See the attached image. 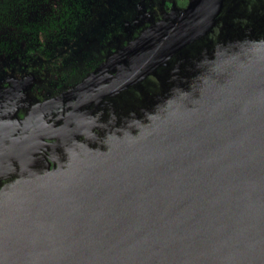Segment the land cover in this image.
<instances>
[{
    "label": "water",
    "instance_id": "1",
    "mask_svg": "<svg viewBox=\"0 0 264 264\" xmlns=\"http://www.w3.org/2000/svg\"><path fill=\"white\" fill-rule=\"evenodd\" d=\"M220 1L143 31L90 77L102 93L87 100L181 51ZM226 45L178 61L129 129L101 136L72 116L68 162L27 165L0 193V264H264V36Z\"/></svg>",
    "mask_w": 264,
    "mask_h": 264
},
{
    "label": "flooded vegetation",
    "instance_id": "2",
    "mask_svg": "<svg viewBox=\"0 0 264 264\" xmlns=\"http://www.w3.org/2000/svg\"><path fill=\"white\" fill-rule=\"evenodd\" d=\"M189 1L144 0L146 5L140 2L142 7L136 14L142 19L140 28L134 30L125 43H121L124 37L120 40L114 34L112 38L120 40L119 44L111 39L109 43H98L99 47L91 53L85 49L89 54L79 51L77 60L68 66L60 59H52V55L28 60L0 59V68L3 64L11 70H0V193L23 176L27 165L45 172L68 162L71 145L70 129L66 125H71L72 116L89 118L90 126L101 136L111 131L113 125L129 129L133 126L132 115H146L147 105L154 95L167 91L178 61L183 59L186 65L189 60L203 55L210 54L212 58L219 46L227 47L229 42L237 44L247 36H264V0H221L213 19L181 51L136 82L118 85L96 101L87 100L89 95L98 97L102 93L101 80L91 84L93 74H99L102 66L139 34L184 9ZM131 9L128 10L130 16L135 13L132 5ZM118 27L127 34L121 22ZM66 54L68 57L70 53ZM110 74H116L115 69H109L106 77ZM91 110L95 115L87 116V111ZM75 140L80 143L87 138L81 133Z\"/></svg>",
    "mask_w": 264,
    "mask_h": 264
},
{
    "label": "trees",
    "instance_id": "3",
    "mask_svg": "<svg viewBox=\"0 0 264 264\" xmlns=\"http://www.w3.org/2000/svg\"><path fill=\"white\" fill-rule=\"evenodd\" d=\"M99 0H0V59L48 58L92 17Z\"/></svg>",
    "mask_w": 264,
    "mask_h": 264
},
{
    "label": "rangeland",
    "instance_id": "4",
    "mask_svg": "<svg viewBox=\"0 0 264 264\" xmlns=\"http://www.w3.org/2000/svg\"><path fill=\"white\" fill-rule=\"evenodd\" d=\"M178 1L181 2L182 0H178ZM140 2L143 3L144 0H100L99 2H97L93 10L92 17L86 22L83 28L80 29V31L78 32L77 39H75L73 42H67L62 44L61 46H58L56 51L52 54V59H60L61 62H64L65 65L68 66L69 64H71V62H75L77 60V57H79V51L86 52L87 54H89L86 50L88 51L90 50L91 53V51L99 47L98 43H102V44L109 43L111 39L114 40V38H112V35L114 34H117L116 37L117 39L119 38L120 40L122 37H124V40H122L121 43H125L127 37L131 33L135 32L134 30L136 29L138 30L140 28L139 22H141L142 19H139V17H137L136 15L142 7V3ZM145 2L144 4L146 5ZM138 3L140 4L138 5ZM131 5L133 6L135 12L134 15L132 16L129 15V13L131 14V12L129 11L132 10ZM120 22L122 23L124 28H126V30L128 31L127 34L126 32L124 31L122 32L121 30H119L118 25L120 24ZM133 22L134 24H138V25L137 26L130 25ZM135 35H137V33ZM96 38L103 40L97 41ZM117 39L114 41H117ZM120 40L115 43L119 44ZM129 44L126 45L125 48H127ZM67 52L70 53L68 54V57L66 54ZM101 52L104 53V50H102ZM5 59H9V58H5ZM4 69H6L5 70L6 72L11 71L9 70L8 67L4 68V65L2 64L0 70L4 71ZM26 76L29 75L27 74ZM89 76L87 78H89Z\"/></svg>",
    "mask_w": 264,
    "mask_h": 264
},
{
    "label": "bare ground",
    "instance_id": "5",
    "mask_svg": "<svg viewBox=\"0 0 264 264\" xmlns=\"http://www.w3.org/2000/svg\"><path fill=\"white\" fill-rule=\"evenodd\" d=\"M188 36H190V33H188ZM187 44H188V43H187ZM187 44H186V45H184V47H186V46H187ZM202 58H203V59H205V58H206V55H203V56H202Z\"/></svg>",
    "mask_w": 264,
    "mask_h": 264
}]
</instances>
